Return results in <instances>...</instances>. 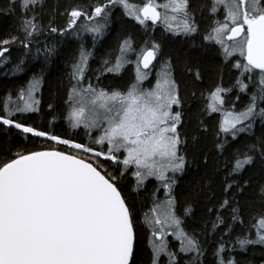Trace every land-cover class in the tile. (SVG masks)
Here are the masks:
<instances>
[{
  "label": "snow or ice",
  "instance_id": "6c2138e0",
  "mask_svg": "<svg viewBox=\"0 0 264 264\" xmlns=\"http://www.w3.org/2000/svg\"><path fill=\"white\" fill-rule=\"evenodd\" d=\"M117 7L142 26L147 38L137 45L131 35L124 36L117 55L104 60L94 84L87 76L93 52L84 46L82 33H91L94 40L104 36ZM46 12V0H0V13L15 15L20 33L0 39V65L10 61L6 54L13 43L28 51L36 44V54L43 52L47 59L56 51L48 37L81 38L69 65L67 119L74 129L83 126L88 142L16 118L18 113L39 111L36 93L42 78L33 77L15 100L9 94L3 101L0 125L19 130L26 143L0 141V264H142L138 221L150 230V264H162V257L167 258L163 264H203V242L184 227L192 204L178 212L175 194L177 174L196 163L195 155L189 159V143L195 148L200 133L208 129L199 118L191 133L186 128L185 101L176 75L179 64L194 83L203 81L202 65L191 53L196 36L204 52L213 50L223 60L219 82L208 91L205 105L208 114L223 113L216 136L223 134L224 139L214 143L221 159L213 163L214 173L223 176L221 194L217 201L210 186L205 193L209 202L215 201L207 208L215 216L212 229L221 232L213 252L216 264H238L226 254L229 247L264 245V184L259 186V207L254 208L245 196L251 181L243 177L257 157L264 162V139L231 152L228 140L251 131L256 118L264 122V0H94L70 3L62 13L54 9L47 20ZM58 13L65 18L62 24L56 22ZM157 26L174 37L192 38L191 47L183 55L166 54L162 42L151 35ZM22 63L14 70L23 71ZM128 64L134 65L135 77L125 89L99 86L100 76L120 73ZM224 66L238 70L233 87L249 96L240 111L235 103L226 105L232 88L223 86ZM153 69L154 84L146 87ZM48 107L55 111L53 105ZM209 160L206 152L201 154V163ZM125 174L135 177L136 193L149 178L159 182L142 212L125 190ZM161 188L163 200L158 196ZM246 207L254 222L233 236L236 226L245 224ZM170 234L180 242L178 251L171 247ZM225 235L231 239L225 240ZM181 254L192 255L185 260Z\"/></svg>",
  "mask_w": 264,
  "mask_h": 264
},
{
  "label": "trees",
  "instance_id": "16d2710c",
  "mask_svg": "<svg viewBox=\"0 0 264 264\" xmlns=\"http://www.w3.org/2000/svg\"><path fill=\"white\" fill-rule=\"evenodd\" d=\"M93 2L94 0H46L47 12L45 13V20L48 18V13H51L54 9L59 8V13H62L64 7L70 3L91 4ZM134 2L142 3L144 0H134ZM59 13L57 14L56 22L62 24L65 18ZM201 24L202 27L207 26L206 22L202 21ZM11 34L20 35L17 17L13 14L0 13V39H5ZM127 35H131L137 45L147 38L142 27L132 18L125 16L120 7H117L113 11L112 22L104 36L94 40L91 33H82L84 46L93 52V56L89 60L87 76L92 78L94 84L97 83V73L104 67V60L117 55L119 42ZM156 35L155 39L162 42L166 54L183 55L185 50L191 47L192 38L190 37H174L172 34L163 32L161 28ZM43 40L44 38L41 37L40 47H43ZM48 41L50 45H56V51L47 59H45L43 52L39 55L36 54L35 49L38 46L36 44L32 45L31 51L26 50L23 45L18 43H13L10 46V52L6 54L10 56V61L5 65H0V106H2L3 101L7 99L9 94L12 96L18 95L19 91L33 77L42 78L37 95L40 101L39 111L18 113L16 118L35 126L51 128L57 134L65 137H75L82 142H88L85 134L86 130L83 127L72 128L67 119V92L70 87L69 74L71 71L69 65L78 52L81 38L71 35L65 37L53 36L48 37ZM199 44L200 37L196 36V46L191 47V53L202 65L204 70L203 81L194 83L191 77L182 71V66L179 64L177 65L176 75L181 84V91L185 101L184 121L186 128L191 133L196 128L197 119L199 118L204 120L208 125V129L206 132L200 133V140L195 148L189 143V159L195 155L196 163L191 164L183 175L177 174L175 194L178 201V212L187 203L192 204V214L184 217V227L190 233H195L203 242L206 250L203 264H216L213 252L220 240L221 232L212 229V221L215 220V216L210 215L207 212V208L211 207L215 201L209 202L205 193L207 191L206 186H210L216 193V200L218 201L220 198L223 176L221 173H214L213 163L221 159V157L218 156L214 143L224 139V136L223 134L220 137L216 136L222 121V114L219 112L208 114L205 111V105L208 91L212 90L214 85L219 82L218 72L223 66V60L213 50L204 52L199 47ZM20 61H23L21 65L23 71H15L14 65ZM132 65H126L120 73H104L103 76H100L99 86L110 90L113 88L125 89L134 80ZM222 74L223 86L232 88V91L226 95V105L230 108L231 104L235 103L236 110H242L249 102V96L247 93L241 92L238 87H233L239 72L224 66ZM254 90L255 87L250 86V91ZM193 91L196 93L195 96L191 95ZM201 93H203V96ZM237 95L240 97L239 100H236ZM49 104L54 106L55 111H53V108L48 107ZM53 116H56L55 121L52 120ZM6 129L7 126L0 125V141H6L10 144L26 143L19 130L14 128L11 130ZM262 139H264V122L256 118L251 131L241 132L235 140L231 136L228 137L229 152L233 148L245 144H258ZM205 152L210 157L207 165L200 162V156ZM125 176L126 178L123 180L125 190L128 192L130 200L136 206L137 212H142L147 205H150L151 193L155 190L158 183L155 179L150 178L144 188L139 193H136L133 191L135 177L130 174H125ZM243 177L251 181L250 187L245 193V196L248 198L247 203L251 207L258 208L260 204L259 186L264 184V162L257 157L254 164L243 173ZM209 179L212 180L211 185H208ZM222 214L227 217V213L222 212ZM244 215V226L237 225L233 236L247 230L251 223L254 222L250 218V208L246 207ZM139 220L142 221V217ZM138 232L140 259L142 264H150V230L147 225L138 221ZM254 235L255 233L253 232V237ZM224 239L230 240L231 237L225 235ZM169 241L171 247L178 251L179 243L172 238ZM226 254L235 257L238 264H264V245L251 244L246 249H241L239 246L235 248L229 247ZM181 255L187 260L192 254ZM161 260L163 264L166 257H162Z\"/></svg>",
  "mask_w": 264,
  "mask_h": 264
},
{
  "label": "rangeland",
  "instance_id": "374dc122",
  "mask_svg": "<svg viewBox=\"0 0 264 264\" xmlns=\"http://www.w3.org/2000/svg\"><path fill=\"white\" fill-rule=\"evenodd\" d=\"M130 59L134 60V59H135V55H134V54L131 55V56H130ZM125 66H126V65H125ZM132 66H133V70H134V65H132ZM156 71H157V70H156ZM156 71H155V73H156ZM155 73H153V75L149 77V80H148V81H145V86H146V87H150V86H152V85L154 84V81H155ZM134 77H135V71H134ZM151 78H152V80H151ZM32 79H33V78H32ZM32 79H31V80H32ZM31 80L28 81V83L25 85V87H24L23 89H27L28 84H29V82H30ZM39 88H40V86H39ZM38 90H39V89H38ZM36 95H38V91H37ZM16 96H17V95H16ZM16 96H12V97H13V100H15ZM237 111H240V110H237ZM221 114H222V117H223V113H221ZM81 127H83V126H81ZM92 135H97V133H96V132H93ZM149 179H150V178H149ZM153 179H155V178H153ZM155 180H156V179H155ZM156 181H157V180H156ZM157 183H159V182L157 181ZM158 196H159V198H160L161 200L164 199V196H165V190H164L163 188H161V191H159ZM171 238H172L173 240H176L175 237L171 236V234H170L169 237H168V239L170 240ZM176 241H177L178 243H180L178 240H176ZM166 259H167V258H166ZM165 261H166V260H165Z\"/></svg>",
  "mask_w": 264,
  "mask_h": 264
},
{
  "label": "flooded vegetation",
  "instance_id": "af4514ba",
  "mask_svg": "<svg viewBox=\"0 0 264 264\" xmlns=\"http://www.w3.org/2000/svg\"><path fill=\"white\" fill-rule=\"evenodd\" d=\"M142 27V26H141ZM160 26H157V28H156V30L154 31V32H152L151 33V35L154 37V38H156L157 37V33H158V31L160 30ZM143 29V28H142ZM162 29V28H161ZM144 31V30H143ZM157 69H153V73H155V71H156ZM234 71H237L238 72V70H236V69H233ZM151 80H152V78H151Z\"/></svg>",
  "mask_w": 264,
  "mask_h": 264
}]
</instances>
